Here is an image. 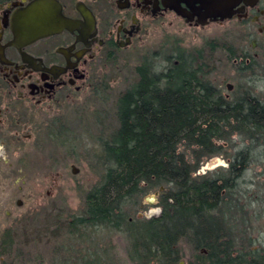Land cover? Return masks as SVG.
<instances>
[{
	"label": "trees",
	"instance_id": "obj_1",
	"mask_svg": "<svg viewBox=\"0 0 264 264\" xmlns=\"http://www.w3.org/2000/svg\"><path fill=\"white\" fill-rule=\"evenodd\" d=\"M219 43L181 47L160 70L146 57L136 66V83L116 98L118 126L100 140L104 169L85 192L80 214L60 223L69 235H100L101 246L103 235L121 234L132 264H177L185 257L184 243L191 250L188 264H264V249L245 225L252 204L238 203L252 152L264 149V97L244 84L231 98L222 95L211 81ZM235 135L250 146L231 155L224 144L233 147ZM218 156L229 158L227 168L198 173ZM157 191L160 215L131 217ZM13 236L8 227L1 256L14 247ZM101 248L112 258L101 264H121L111 245Z\"/></svg>",
	"mask_w": 264,
	"mask_h": 264
},
{
	"label": "rangeland",
	"instance_id": "obj_2",
	"mask_svg": "<svg viewBox=\"0 0 264 264\" xmlns=\"http://www.w3.org/2000/svg\"><path fill=\"white\" fill-rule=\"evenodd\" d=\"M177 25H171L169 20L158 21L140 42L120 53L116 62L95 66L87 87L71 93L69 99L57 103L53 113L46 116L45 121H55V132L49 134L52 138L45 135L49 130L43 122L44 117H37L31 126L19 128L20 135L0 149L7 162L0 163V238L8 227L14 234L12 252L0 255V264L112 263L111 257L101 253L104 248L98 249L110 245L109 252L119 263L132 264L128 260V241L121 234L103 235L99 241L101 246H98L100 235L87 233L78 238V235H69L60 223L80 214L85 192L103 171L100 140L107 138L118 126L116 98L136 83L134 70L144 57L160 70L166 66V56L176 54L181 47L202 49L213 40L235 43L236 46L240 43L239 26L235 21L201 29L188 28L180 21ZM217 54V68L211 81L224 95L231 88L248 83L254 87L253 93L257 97H264V63L254 68L256 74L248 71L247 78L243 79L236 70L238 66L227 60L225 52ZM106 84L108 88L104 90ZM27 119L31 121V118ZM232 138L233 147L224 144L231 155L250 146L249 141L239 135ZM252 153L254 161L240 178L239 190L243 194L238 203L252 204V218L245 225L251 228L249 233L257 239V246L264 249V149ZM229 162L226 156L208 159L198 173L203 175L219 167L227 168ZM17 166L22 172L15 175L13 170ZM158 195L159 191L146 195L138 209L131 212V217L150 219L158 216L162 211L158 206ZM231 222L226 221L229 228ZM190 254L191 250H187L186 260Z\"/></svg>",
	"mask_w": 264,
	"mask_h": 264
},
{
	"label": "flooded vegetation",
	"instance_id": "obj_3",
	"mask_svg": "<svg viewBox=\"0 0 264 264\" xmlns=\"http://www.w3.org/2000/svg\"><path fill=\"white\" fill-rule=\"evenodd\" d=\"M33 4L37 14L61 15L58 31L34 39L21 35L19 20ZM230 5L231 18L221 19L199 0H0V149L20 135L23 125L31 126L37 117L44 122L57 103L85 89L95 66L116 62L158 21L169 20L176 27L180 21L195 29L235 21L239 45L223 41L215 57L225 52L243 79L248 71L256 74L264 63V0H235ZM219 90L230 98L236 88L226 95ZM50 121L44 122L48 138L55 132V121ZM0 163H7L1 154ZM17 172L21 167L13 170ZM180 246L186 257L190 249L185 243ZM185 257L177 264H188Z\"/></svg>",
	"mask_w": 264,
	"mask_h": 264
},
{
	"label": "water",
	"instance_id": "obj_4",
	"mask_svg": "<svg viewBox=\"0 0 264 264\" xmlns=\"http://www.w3.org/2000/svg\"><path fill=\"white\" fill-rule=\"evenodd\" d=\"M210 11L217 15H221V19L231 18L232 14L229 12L231 9L230 3L235 0H199ZM176 11H178L176 9ZM181 11H178V13ZM38 15L40 18H37ZM63 24L61 15L55 13H39L36 12V4L31 5L22 18L19 20V31L26 39H34L46 33L58 31L60 25ZM74 24V22H73ZM164 188H161L163 191Z\"/></svg>",
	"mask_w": 264,
	"mask_h": 264
},
{
	"label": "bare ground",
	"instance_id": "obj_5",
	"mask_svg": "<svg viewBox=\"0 0 264 264\" xmlns=\"http://www.w3.org/2000/svg\"><path fill=\"white\" fill-rule=\"evenodd\" d=\"M152 199H153V198H152ZM152 199H151V200H152Z\"/></svg>",
	"mask_w": 264,
	"mask_h": 264
}]
</instances>
